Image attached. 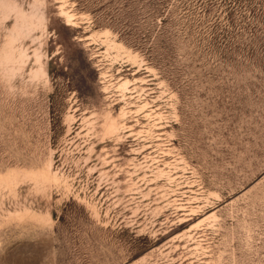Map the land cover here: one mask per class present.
Returning a JSON list of instances; mask_svg holds the SVG:
<instances>
[{
	"label": "rangeland",
	"instance_id": "374dc122",
	"mask_svg": "<svg viewBox=\"0 0 264 264\" xmlns=\"http://www.w3.org/2000/svg\"><path fill=\"white\" fill-rule=\"evenodd\" d=\"M0 264H264V0H0Z\"/></svg>",
	"mask_w": 264,
	"mask_h": 264
}]
</instances>
